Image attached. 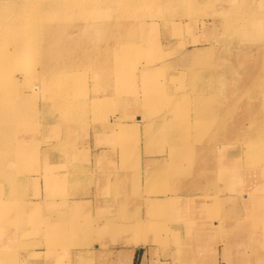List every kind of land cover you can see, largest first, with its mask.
<instances>
[{"label": "rangeland", "instance_id": "1", "mask_svg": "<svg viewBox=\"0 0 264 264\" xmlns=\"http://www.w3.org/2000/svg\"><path fill=\"white\" fill-rule=\"evenodd\" d=\"M262 22L264 0H0V264H178L187 223L227 219L264 264Z\"/></svg>", "mask_w": 264, "mask_h": 264}, {"label": "crops", "instance_id": "2", "mask_svg": "<svg viewBox=\"0 0 264 264\" xmlns=\"http://www.w3.org/2000/svg\"><path fill=\"white\" fill-rule=\"evenodd\" d=\"M119 182L120 177L113 180L115 184ZM113 193H115L114 190ZM224 222V228L218 231L214 228L216 224H211L210 226L209 223L204 222L200 225L187 223L186 227L188 231L186 235H184V250H182V255H180L178 264H248L250 258L246 243L241 240H235L239 239L238 235L233 232L228 233V230H233L235 227H228V219ZM239 224L241 223H237L236 227ZM198 229H201V231L199 232ZM237 229H239V226ZM228 238L234 239L231 241L228 240ZM134 243L136 244L137 242ZM127 250L130 249H121L110 264H117L116 261L118 259L122 260L124 258L127 262L125 255ZM150 252L154 256V259H151L152 264H172L171 259H158L156 258V251L153 250ZM150 252L148 250L143 252L146 260H149L148 257Z\"/></svg>", "mask_w": 264, "mask_h": 264}, {"label": "bare ground", "instance_id": "3", "mask_svg": "<svg viewBox=\"0 0 264 264\" xmlns=\"http://www.w3.org/2000/svg\"><path fill=\"white\" fill-rule=\"evenodd\" d=\"M262 24H263V26H264V22H262ZM263 34H264V28H263ZM17 49H21V45H19V46H17ZM12 53H14V54H17V53H19V51H17V50H14V51H12ZM35 90V89H34ZM37 90H38V88H37ZM66 94V93H65ZM3 95H5L3 92H1L0 91V98L2 99L3 98ZM16 100H23L24 98H23V95L21 94V95H19V97L18 98H15ZM15 99H13L12 97H9V100H15ZM247 135H248V137H250V138H252V137H255V138H259L261 135H262V133H258V131L257 130H254V131H252L251 133H247ZM152 206H154V205H152ZM123 254V253H122ZM131 254H132V249H130V250H127L126 252H125V255H126V258H127V264H130V257H131ZM123 258V257H122ZM125 259V258H124Z\"/></svg>", "mask_w": 264, "mask_h": 264}]
</instances>
